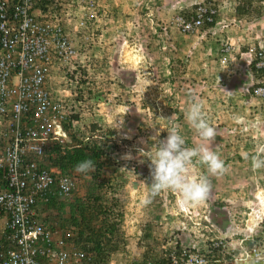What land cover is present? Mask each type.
<instances>
[{"label":"rangeland","instance_id":"374dc122","mask_svg":"<svg viewBox=\"0 0 264 264\" xmlns=\"http://www.w3.org/2000/svg\"><path fill=\"white\" fill-rule=\"evenodd\" d=\"M207 2L99 0L88 38H73L76 63L83 65L77 67L80 77L74 83L68 72L60 80L64 88L76 90L71 99L80 121L78 133L71 135L83 144L103 145L111 160L105 168L112 172L104 202L115 203L110 214L122 212L129 220L120 227L122 242L110 257L113 264H157L144 262L147 252L162 260L158 264H167L173 246L205 251L211 240L225 246L221 254L215 252L221 255L219 264H248L236 249L239 239L264 230V221L257 225L264 212V166L253 167L264 160V97L242 95L244 86L258 80L264 86V77L245 66L247 55L238 54L241 46L260 37L254 28H243L247 16L264 18V0H252L260 7V16L253 10L238 22L231 10L237 0H210L217 8L211 26L191 33L171 26L174 14H189ZM55 87L60 89L61 84ZM193 95L202 101L205 116L217 131L212 150L228 171L212 176L205 166L194 163L191 175L206 177L211 185L204 202L184 203L179 192L163 191L144 205L151 186L147 157L155 151L157 139L166 137L174 122L182 129L186 146L201 143L185 119ZM70 175L76 181L75 194L82 195L86 184L77 172ZM247 218L253 221L249 224Z\"/></svg>","mask_w":264,"mask_h":264},{"label":"built area","instance_id":"2783aa9c","mask_svg":"<svg viewBox=\"0 0 264 264\" xmlns=\"http://www.w3.org/2000/svg\"><path fill=\"white\" fill-rule=\"evenodd\" d=\"M99 10V0H0V264H101L66 240L63 231H51L36 213L41 198H65L77 190L72 175L39 163L47 144L70 142L78 133L80 117L71 99L76 90L64 88L60 80L69 72L77 83V67L83 65L76 63L73 38H88ZM216 13L207 2L193 13L174 14L170 24L191 33L211 23ZM245 48L247 66L264 77L263 40ZM261 82L250 95L264 97ZM237 245L248 264H264V230L242 236ZM223 249L221 240L211 241L205 251L173 246L167 264H214Z\"/></svg>","mask_w":264,"mask_h":264},{"label":"trees","instance_id":"16d2710c","mask_svg":"<svg viewBox=\"0 0 264 264\" xmlns=\"http://www.w3.org/2000/svg\"><path fill=\"white\" fill-rule=\"evenodd\" d=\"M253 10H256L258 16L261 15L260 7L253 5L252 0H238L234 6L237 16L249 15ZM214 21L207 26H211ZM257 74L260 75L261 72ZM70 137V142L47 144L43 149L45 157L39 164L45 168L54 167L59 173L71 174L77 172L75 165L79 161L91 158L96 163L95 171L87 175L77 172L86 184L82 195L77 196L76 192H73L64 198L57 194H49L46 200L43 198L38 200L36 213L39 220L51 231H63L66 240L73 241V245L84 249L95 262L107 264L122 242L121 216L119 212L110 214L115 203L104 202L103 191L109 187L112 174L111 171H106L105 166L107 167L111 160L103 152V145L100 142L83 144L75 135ZM145 232L146 229L141 232L142 237L146 236ZM144 257V262L148 260L158 264L162 261L150 252ZM219 263L220 261L214 264Z\"/></svg>","mask_w":264,"mask_h":264},{"label":"clouds","instance_id":"9594fccd","mask_svg":"<svg viewBox=\"0 0 264 264\" xmlns=\"http://www.w3.org/2000/svg\"><path fill=\"white\" fill-rule=\"evenodd\" d=\"M214 6L216 8V5ZM254 85L255 83L249 85V96H252L250 95V89ZM185 119L190 127L196 131L201 143L196 147L186 146L182 129L174 122L167 129V136L163 139H157L155 151L147 157L150 161L151 186L148 195L142 201L144 205L150 204L163 191L179 192L184 203L200 204L204 202L208 198L211 185L206 177L191 175L190 166L194 163L205 166L208 174L212 176H222L228 171L225 162L212 150L217 131L208 122L203 103L195 95H193L191 103L185 110ZM261 154L264 155V151ZM261 166H264V160L253 163V167L256 169ZM95 168L96 163L91 158L81 160L75 165V170L85 175L94 172ZM183 207L180 206L179 210L184 212ZM119 214L121 216L120 212ZM263 221L264 212L258 218L257 225L259 226ZM211 241L208 246L211 245ZM176 247L182 248L180 246ZM192 248L195 249L193 246ZM209 254L211 252H208ZM240 264H243V262H240Z\"/></svg>","mask_w":264,"mask_h":264},{"label":"crops","instance_id":"0c3cea01","mask_svg":"<svg viewBox=\"0 0 264 264\" xmlns=\"http://www.w3.org/2000/svg\"><path fill=\"white\" fill-rule=\"evenodd\" d=\"M238 1V0H237ZM236 5V4H235ZM232 13H233V18L234 19H236V21L238 22V21H240V19H242L241 18V16H237L236 14H235V12H234V6L232 7ZM260 16V15H259ZM242 17H244V15H242ZM245 17H246V15H245ZM244 17V18H245ZM243 18V19H244ZM259 18H261V16L260 17H246V19H247V22H245L246 23V26L243 28V30H245V31H248L249 29L250 30H253V28L256 30L255 31V35H257V33H258V35L260 36L259 38H256L255 39V41L257 40V39H260V40H264V18L262 19H259ZM242 19V20H243ZM249 20V21H248ZM257 32V33H256ZM250 33V32H249ZM233 38V37H232ZM245 43V42H244ZM246 46H241V49L239 50V52H238V54H239V58H241L242 56L244 57V58H246V54H245V48ZM248 58V57H247ZM248 59L246 60V64H245V66L247 65V63H248ZM244 86V85H243ZM242 95L243 96H249V86H247V87H243V91H242ZM132 208H130V210H131ZM134 210H137V207L136 208H134ZM121 214H122V212H121ZM210 215L208 216L209 217V221L210 222H212L213 221V214L212 213H209ZM123 215V214H122ZM122 215H121V222H120V227L122 228L124 225V223H128L129 222V220H125V218L123 217L122 218ZM136 216V215H135ZM253 220L251 219V218H248L247 219V222L250 224L251 222H252ZM147 228H148V224L145 226V228H143V230L144 229H146L147 230ZM142 229V228H141ZM126 233H129V232H126ZM125 240L127 241V240H129L128 238H126V236H125Z\"/></svg>","mask_w":264,"mask_h":264},{"label":"bare ground","instance_id":"6f19581e","mask_svg":"<svg viewBox=\"0 0 264 264\" xmlns=\"http://www.w3.org/2000/svg\"><path fill=\"white\" fill-rule=\"evenodd\" d=\"M57 132H58V134L66 137V134L63 131H61V129H58Z\"/></svg>","mask_w":264,"mask_h":264}]
</instances>
